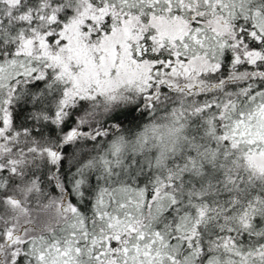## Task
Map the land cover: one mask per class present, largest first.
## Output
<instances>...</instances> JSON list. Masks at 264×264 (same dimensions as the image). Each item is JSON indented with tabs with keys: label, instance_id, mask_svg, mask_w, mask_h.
Wrapping results in <instances>:
<instances>
[{
	"label": "snow or ice",
	"instance_id": "6c2138e0",
	"mask_svg": "<svg viewBox=\"0 0 264 264\" xmlns=\"http://www.w3.org/2000/svg\"><path fill=\"white\" fill-rule=\"evenodd\" d=\"M0 264H264V0H0Z\"/></svg>",
	"mask_w": 264,
	"mask_h": 264
}]
</instances>
